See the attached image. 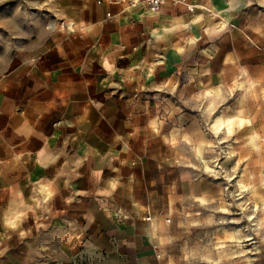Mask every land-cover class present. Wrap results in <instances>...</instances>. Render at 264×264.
<instances>
[{
  "label": "clouds",
  "instance_id": "obj_1",
  "mask_svg": "<svg viewBox=\"0 0 264 264\" xmlns=\"http://www.w3.org/2000/svg\"><path fill=\"white\" fill-rule=\"evenodd\" d=\"M14 8L0 264H264V0Z\"/></svg>",
  "mask_w": 264,
  "mask_h": 264
},
{
  "label": "crops",
  "instance_id": "obj_2",
  "mask_svg": "<svg viewBox=\"0 0 264 264\" xmlns=\"http://www.w3.org/2000/svg\"><path fill=\"white\" fill-rule=\"evenodd\" d=\"M17 0H9V2L6 5H0V18L6 17L9 14H11L15 8Z\"/></svg>",
  "mask_w": 264,
  "mask_h": 264
}]
</instances>
